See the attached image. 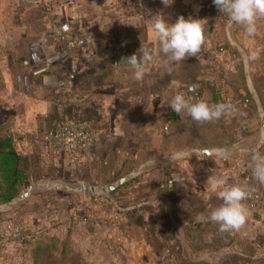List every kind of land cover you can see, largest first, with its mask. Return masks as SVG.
I'll return each mask as SVG.
<instances>
[{
	"label": "crops",
	"instance_id": "obj_1",
	"mask_svg": "<svg viewBox=\"0 0 264 264\" xmlns=\"http://www.w3.org/2000/svg\"><path fill=\"white\" fill-rule=\"evenodd\" d=\"M50 1L56 21L69 22L78 34L86 32L95 45L96 55L88 60L81 51L74 52L79 71L66 94L44 86L40 77L28 76L21 65L30 46L46 28L40 18L31 17L38 5L27 0H0V135L13 136L14 148L24 158L30 183L73 181L99 186L110 182L119 170L124 169L125 174L156 159L144 173L148 177L142 182L149 184L144 194L153 204L165 205L175 229L171 217L186 234L199 233L203 241H220L216 246L237 247L242 242L261 246L264 184L253 178L252 157L257 150L264 154V144L257 148L260 123L253 101L243 104L248 91L242 59L227 40L228 18L224 19L212 0H174L170 5L162 0ZM158 13L169 23L179 16L204 20V43L196 56L179 64L167 68L148 64L145 78L135 81L124 60L137 54L141 47L155 46L150 21ZM231 36L247 53L251 80L264 108V19L257 21L254 36L249 37L244 27L236 24L231 27ZM105 42H112V47L104 48ZM254 53L256 59L251 58ZM19 75L27 78L22 89L16 81ZM190 78L196 84L203 82L201 99L210 104H214L212 87L220 92L221 103H237L220 119L211 121L213 133L205 138L195 121L186 114L174 113L169 106L171 98L189 86ZM60 117L92 121L97 140L88 155L43 151L42 134ZM187 122L191 125L183 131L186 143L178 146L173 136ZM195 149H225L230 155L222 159L193 153L190 159H168L178 150ZM211 174L227 176L230 184L246 185L248 190L262 195L258 208L248 207L251 214L239 230L222 232L211 221L197 220L201 214L207 216L210 204L220 203L215 197L209 198L207 180ZM176 175L184 181L167 188L166 181ZM48 194L51 193H42L41 199H34L32 205L46 203ZM233 251L239 250L224 252ZM221 254L203 255L195 262L212 263Z\"/></svg>",
	"mask_w": 264,
	"mask_h": 264
},
{
	"label": "rangeland",
	"instance_id": "obj_2",
	"mask_svg": "<svg viewBox=\"0 0 264 264\" xmlns=\"http://www.w3.org/2000/svg\"><path fill=\"white\" fill-rule=\"evenodd\" d=\"M41 15L39 5L31 11V17L41 19ZM187 81L201 94L203 82L196 84L192 78ZM196 123L203 138L213 133L211 121ZM190 125L185 123L183 130L173 136L176 145L186 143L183 131ZM123 170L115 173L111 181L122 176ZM145 177L148 174L108 195L92 196L88 189L47 191L51 194L46 196V203L32 205L45 193L37 192L30 200L0 212V259L2 253L5 256L0 264H196L198 257H214L217 253H222L224 259L208 264H264V242L261 246L247 242L237 247L216 246L221 242L203 241L199 233L184 232L185 245L165 205L153 204L144 194L149 185L142 182ZM62 183L73 189L92 185ZM231 249L257 258L224 252Z\"/></svg>",
	"mask_w": 264,
	"mask_h": 264
},
{
	"label": "clouds",
	"instance_id": "obj_3",
	"mask_svg": "<svg viewBox=\"0 0 264 264\" xmlns=\"http://www.w3.org/2000/svg\"><path fill=\"white\" fill-rule=\"evenodd\" d=\"M170 5L174 0H162ZM213 4L223 13L230 23L241 25L252 37L257 31V21L264 19V0H212ZM150 27L154 34L155 46H145L126 58L124 62L131 70V78L142 81L149 69L148 64H158L167 68L179 64L187 57L196 56L204 43L205 24L202 19H185L177 17L174 23H169L162 13L151 17ZM256 59L254 53L251 57ZM170 108L176 114H186L195 122H210L218 120L228 112L230 105L224 103L210 104L203 99H193L177 93L170 100ZM191 150H178L171 154L169 160L180 161L190 159ZM217 156L228 159L226 150H218ZM253 178L264 184V154L258 150L252 157ZM149 165L155 161H149ZM209 198L215 197L219 204L209 205L208 214L197 216L198 221H211L219 226L222 232L239 230L250 216V211L244 201L248 198L249 190L246 185L230 184L227 176L214 175L207 180Z\"/></svg>",
	"mask_w": 264,
	"mask_h": 264
},
{
	"label": "built area",
	"instance_id": "obj_4",
	"mask_svg": "<svg viewBox=\"0 0 264 264\" xmlns=\"http://www.w3.org/2000/svg\"><path fill=\"white\" fill-rule=\"evenodd\" d=\"M42 8L41 20L45 30L41 37L30 46L28 57L21 61L27 70V75L40 77L41 82L48 88H53L61 94H66L77 75L79 68L74 57L75 51H81L86 59L96 55L95 45L86 32L76 33L69 22H58L50 0H27ZM106 46L112 47V42ZM61 72V74H59ZM26 76L19 75L16 79L20 89L25 87ZM181 94L193 99H201V94L194 86H187ZM244 99L243 104H247ZM225 104L233 109L237 103L226 101ZM97 140V130L92 121L86 118L60 117L45 128L41 137L44 152L59 154L76 152L88 155ZM184 181L181 175L169 178L165 186L171 188ZM262 202V195L249 189L248 198L244 201L250 209L257 208Z\"/></svg>",
	"mask_w": 264,
	"mask_h": 264
},
{
	"label": "water",
	"instance_id": "obj_5",
	"mask_svg": "<svg viewBox=\"0 0 264 264\" xmlns=\"http://www.w3.org/2000/svg\"><path fill=\"white\" fill-rule=\"evenodd\" d=\"M232 25L233 24L230 23L229 20L227 19L226 25H225V32H226V36H227V40H228L229 44L236 49V51L238 52V54L240 55V57L242 59L243 74H244V78H245V82H246V89H247L249 95L251 96V99L253 101V104L256 107V110H257V113L259 116L260 137H259V140L257 143V148L259 149L264 144V108H263L262 101H261L260 97L258 96V93H257L256 89L254 88L252 80H251L247 53L237 42H235L233 40V38L231 36ZM218 150H221V149H195V150H191V151L198 156L207 157V156H211V155H217L216 153ZM223 150H225V149H223ZM155 160L156 159L149 160V161H155ZM149 161H145V162L141 163L140 165H138L134 169L128 171L127 173H125L122 176L114 179L113 181H110L106 184H103L102 186L89 185L88 187H81L79 189H75V188L73 189V188H70L63 183H58V182L44 181V182H37L34 184L30 183L29 185H27V187L24 189V191L18 197L12 199L8 203L0 205V212H5V211L9 210L11 207H13L19 203L25 202L34 193L42 192V191L43 192L44 191L45 192H47V191H54L55 192V191H60V190L65 189V190L74 191V192H84L86 189H88L92 196H94V195H108L110 193H113V192L120 190L126 184L131 183L132 181H134L136 178H138L142 174L148 172L150 170V167L152 166V165L148 164ZM167 201H168V199H167ZM170 217H171V215H170ZM171 220H172L174 226L179 230L181 237H182V240L185 244L186 242L184 239L183 228L181 227L180 224H178L175 220H173L172 217H171ZM232 253L237 254L239 256H242L244 258L252 259V260L257 258V257L248 256V255H246L242 252H239V251H233ZM258 258H260V257H258Z\"/></svg>",
	"mask_w": 264,
	"mask_h": 264
},
{
	"label": "trees",
	"instance_id": "obj_6",
	"mask_svg": "<svg viewBox=\"0 0 264 264\" xmlns=\"http://www.w3.org/2000/svg\"><path fill=\"white\" fill-rule=\"evenodd\" d=\"M224 19L226 20L227 17L225 16ZM104 46L106 48V42ZM235 53L238 56L236 51ZM211 96L214 104L221 103L222 96L214 87L211 88ZM245 99L249 100V104L252 103L248 92ZM29 184L24 168V158L15 150L13 136L9 133L0 135V204L8 203L18 197ZM177 243L180 246V241L177 240ZM218 259L222 260L224 256H219ZM196 264H208V262Z\"/></svg>",
	"mask_w": 264,
	"mask_h": 264
}]
</instances>
